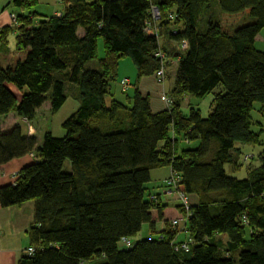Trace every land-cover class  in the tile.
I'll list each match as a JSON object with an SVG mask.
<instances>
[{
  "label": "trees",
  "instance_id": "obj_1",
  "mask_svg": "<svg viewBox=\"0 0 264 264\" xmlns=\"http://www.w3.org/2000/svg\"><path fill=\"white\" fill-rule=\"evenodd\" d=\"M12 3L25 12L38 0ZM61 5L60 15L38 27L29 12L14 14L19 26L0 32V53L7 51L9 34L18 31L17 48L25 54L12 67L0 66V118L16 114L33 122L48 103L57 114L68 101L66 88L79 89V107L62 124L64 137L47 132L40 143L24 127L0 132V166L35 158L13 185L0 188L3 208L34 204L27 232L34 252L28 249L18 264H264V148L260 165L246 179L226 169L237 165L235 155L243 147L261 145L251 115L256 105L264 106V51L256 48L264 0H62ZM153 8L160 13L157 37L145 32L154 24ZM125 57L135 64L138 81L153 75L157 80L162 64L169 71L170 62L179 60L167 94L170 107L162 95L166 110L154 113L150 96L127 79L126 89L124 80L120 85L130 106L115 99L112 85ZM93 61L99 69L91 67ZM220 87L224 91L216 94ZM209 94H215L209 117L193 108L184 114L186 97ZM182 141L195 147L180 150ZM164 167L179 176L180 191L197 203L188 211L177 207L181 226L165 222L156 232L153 211L161 221L166 206L146 196L147 185L151 172ZM145 225L151 229L148 239L134 241ZM180 235L185 239L179 241ZM220 235L228 238L226 244ZM184 242L189 251L176 252L175 245Z\"/></svg>",
  "mask_w": 264,
  "mask_h": 264
},
{
  "label": "rangeland",
  "instance_id": "obj_2",
  "mask_svg": "<svg viewBox=\"0 0 264 264\" xmlns=\"http://www.w3.org/2000/svg\"><path fill=\"white\" fill-rule=\"evenodd\" d=\"M13 0H0V16L4 15H10L12 12L16 14H28L29 12L38 14L40 18L38 17L36 22H35V27H38L42 18L44 17H51L55 11H63L65 6L64 5H59L57 3V0H38V3L35 8L32 10L28 11H20L18 8L13 6ZM36 16H34L35 18ZM251 21V20H250ZM242 23L239 24L238 26L234 27V30L237 29L238 27H241ZM19 36L18 31H13L9 34L7 44H6V49H4L2 54L0 53V63L2 65H7L8 61L5 60L7 57H14L16 56L15 60H22L25 57V54L22 52L18 51L17 48V38ZM165 44L168 47V51H174L175 47H171L169 43H167L166 39H164ZM163 42V40H162ZM256 48L258 50L264 51V30L260 33V37L258 41L256 42ZM11 54V55H10ZM13 54H15L13 56ZM17 54V55H16ZM5 56V58L3 57ZM105 56L104 52V45H103V40L99 41L98 44V58L101 59ZM91 67L95 69H99L98 64L96 61H93L91 63ZM170 72L167 71V78H166V83L163 85L159 84L156 80V77L153 76H148L144 77L140 80V87L141 90L143 91L144 95H149L151 101L154 103V108L157 109L156 107H160V109L165 106V102L163 101L162 95L164 92V89H166V94L171 92L169 86V81L168 79L170 78ZM175 72V68L173 70V73ZM123 79H128L130 83L134 86L138 81V75H137V68L135 64L133 63L131 58L125 57L119 60V67H118V74L116 78V82L113 83V89L116 90L117 92H121V80ZM133 88L131 87L129 90V93ZM170 90V91H169ZM223 88L220 87L215 93H221L223 92ZM79 94V89L77 86L70 85L66 88V95L68 98L67 104L57 113L52 115L51 113V106L50 104H46L41 111L36 115V118L32 124V126L36 129L35 137L38 139L43 138L44 134L48 131L49 127L50 130L53 131L54 133H58L62 129V124L64 123L65 120H67L74 112L76 109V106L78 105V97ZM215 99V94H209L206 95L205 97H194V96H188L187 101L184 102L183 104V111L184 114H190L191 109H196L200 110L201 115L203 118L209 117L211 110H212V105L214 103ZM251 118L253 122V131L258 135L259 137V142L261 145L258 146H250L246 147L244 149H241L240 154L235 155L236 159V164L233 166H227V172L231 177L238 178V179H246L248 177V172L251 171L252 168L257 167L260 165V154L264 148V106L261 104L256 105ZM39 137V138H38ZM187 147H195V144L191 146H187L184 141L180 143V150L185 149ZM249 156V159L248 157ZM250 160V161H249ZM165 170V171H164ZM160 173L166 172V169H160ZM233 172V173H232ZM15 180L16 177H15ZM151 183V182H150ZM149 183V184H150ZM161 187L155 190H152L151 193H147L146 196L149 197V194H158L161 192ZM165 198V199H164ZM189 199V204L190 206H194L197 203V199L195 196L188 195ZM163 200H167L171 204L169 205L171 208H174L176 205H181V201L179 197L176 195L173 196L172 198H166L163 197ZM246 232V238H249V231L247 228H245ZM151 233V229L148 225H145L142 229V232L135 238H133L134 241H140L144 239H148L149 235ZM182 238V237H181ZM120 249L125 250V247L120 244ZM97 263V261H96Z\"/></svg>",
  "mask_w": 264,
  "mask_h": 264
},
{
  "label": "crops",
  "instance_id": "obj_3",
  "mask_svg": "<svg viewBox=\"0 0 264 264\" xmlns=\"http://www.w3.org/2000/svg\"><path fill=\"white\" fill-rule=\"evenodd\" d=\"M87 1L96 2L98 0H87ZM19 10L21 11V9ZM60 13L61 11H55V13L51 17H53L54 15H58ZM14 14L16 13L12 12L9 16L8 15L5 16V14L0 16V32L3 29L9 28L11 26V23H12L11 17ZM16 15H21V14H16ZM35 15L37 16L34 18V21L36 22L37 18L38 17L40 18V16L38 14H35ZM49 18L44 17L40 20L43 21ZM80 34L82 35V32ZM259 37L260 35L257 37L256 42L258 41ZM14 55L15 54H13V56ZM3 57L5 58V56ZM15 57L16 56L12 58L9 56L5 58L6 61L9 60L7 65L4 66L2 65V63H0V66L3 68L12 67L17 62V60H15L16 59ZM178 62H179L178 59H174L172 62H170L171 64L169 67V71L171 72H170V78L168 79L169 86H171L170 90L173 89L174 84H175ZM174 68H175V72L173 73ZM129 84H130V81H129ZM137 87L141 90L140 80L139 82H137ZM12 90H14V88H12ZM121 91H122V87H121ZM112 92L116 100H118L119 102L127 106H130L128 101L126 100L125 95L121 94V92H117L114 89H112ZM186 101H187V97L185 99V102ZM78 107H79V103L76 106L75 111L78 109ZM151 108L154 113H158V112H162L166 110V107L164 106L161 109L160 107L159 108L156 107L157 109H155L154 103L152 101H151ZM39 111L37 112V114L39 113ZM33 122H27L19 118L16 114H10L8 116L0 118V132H5L14 127L20 126V127H24L28 137H35L36 129L32 126ZM47 132L52 133L56 137L65 136L63 129H61L56 134L53 131H51L49 127ZM42 141H43V138L39 140L40 143ZM243 148H246V147H243ZM34 161H35L34 156L28 155L21 159L13 160L7 165L0 166V188L13 185L14 182L16 181L14 176L19 174V172H21L23 168L33 164ZM160 169H166V172L159 174L158 171ZM160 169H156L151 172V183L147 185L149 189L148 191L149 193H151L152 190L160 188L163 182L167 178H169L171 174V170L169 167H164ZM172 197H166V198L169 199ZM161 201L163 203V206H166V209L163 211V220L159 221L158 213L156 211H153L154 219L157 220L156 222L157 225L155 228L156 232H161L165 228V222L172 224L174 221H178L179 226H181L183 223V218L177 208L179 205H176L174 208H171L169 206L171 204L170 202H168L167 200H163V198ZM33 220H34V204L32 202L23 204L21 206H14L11 208H3L0 204V231L2 233L0 237V264H18V261L22 258V256L26 254L27 250L30 248V241H29L27 232L31 224L33 223ZM178 238H179V241H182L185 239V236L180 235V237ZM218 238L223 241V244H226L228 241V238L225 235H220L218 236Z\"/></svg>",
  "mask_w": 264,
  "mask_h": 264
},
{
  "label": "built area",
  "instance_id": "obj_4",
  "mask_svg": "<svg viewBox=\"0 0 264 264\" xmlns=\"http://www.w3.org/2000/svg\"><path fill=\"white\" fill-rule=\"evenodd\" d=\"M57 3L60 5L62 3V0H57ZM61 14V13H60ZM58 14V15H60ZM12 23H11V28H14V27H17L19 26V23H18V19H17V16L16 15H12ZM171 20L174 19L173 16L170 17ZM153 22L154 24H147L146 28H145V32L150 35V36H154V37H157L159 35V27H158V22L160 21V13L158 11L157 8H153ZM180 48L183 50V51H186L188 49V43L185 41L183 42L181 45H180ZM157 57H159L160 59H164L165 58V55L163 53H159L157 54ZM167 67L165 64H162V68L158 71L157 73V81L159 84L163 85L166 83V78H167ZM122 86L124 87V89L127 88L128 86V81L124 80L122 82ZM164 96H166L164 98V100L166 101L168 107H170L172 105V100L170 98H168V95L166 93L163 94ZM248 159H249V156H247ZM17 178V175L14 176ZM179 183H180V178L179 176H177L176 174L174 173H171L169 178H167L164 182H163V185L161 186V192L158 193V194H153L151 196V199L155 202H158L160 199H162L163 197H172V196H177L179 197L180 201H181V204L186 208V210L188 211L190 208H189V199L188 197L180 191L179 189ZM190 216V215H189ZM186 217L185 218V221L188 220L190 217ZM179 224L178 221H174L172 223V225L174 227H177ZM1 231H0V237H1ZM123 245L126 246V247H131L133 244L131 241L129 240H123ZM189 245L190 243L189 242H184V243H177L175 245V251L178 252L179 250H184V251H189ZM34 251L32 249H29L28 253L32 254Z\"/></svg>",
  "mask_w": 264,
  "mask_h": 264
}]
</instances>
